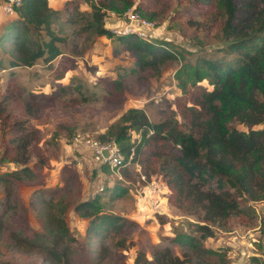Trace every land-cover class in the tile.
I'll list each match as a JSON object with an SVG mask.
<instances>
[{"label": "trees", "instance_id": "trees-1", "mask_svg": "<svg viewBox=\"0 0 264 264\" xmlns=\"http://www.w3.org/2000/svg\"><path fill=\"white\" fill-rule=\"evenodd\" d=\"M75 1L64 5L69 17L73 16L70 8ZM192 2L195 7H206V22L217 29L225 43L210 56L186 61L185 55L181 57V52L169 42H148L133 34L117 36L136 56L140 68H150L157 74L169 61L183 58L175 72L181 94L175 97L174 105L180 120L172 115L152 123L143 109L129 108L98 141L103 143L107 141L105 137H111L126 156L133 148L134 159L143 172L157 174L165 183L167 203L179 215L194 218L198 222L194 227L200 232L199 238L191 233L170 232L173 236H164L153 245L149 256L144 248L137 249L134 264H208L213 256L220 264L222 257L217 250L204 247L202 239L213 236V226L227 230L233 217L245 225L256 223L257 214L251 204L264 202V0ZM134 3L135 0L89 2L91 12L83 13V31L113 37L106 28L107 10L122 15ZM134 9L138 13L149 12L142 4ZM62 10L53 9L49 0H22L15 17L0 28V70L14 74L20 67L32 68L40 59L50 65L63 54L66 37L60 28H54ZM203 80L212 88L199 84ZM5 109L0 102V116H7L2 112ZM236 123L247 130L237 129ZM13 125L20 133L15 139V158L9 159L21 163L22 172L31 175L30 168L25 166L27 156L19 155L31 146L30 132L21 133L24 122L16 120ZM130 131H141L138 143L130 140ZM33 154L42 156L38 148ZM42 161L41 158L39 163ZM119 191L114 186L111 196L120 195ZM34 203H41L38 212L43 232L14 235L15 246L22 254H40V264H73L78 241L65 220V204L38 197ZM103 208L97 197L81 201L73 208L80 219L87 221L83 249L91 264L101 263L109 252L107 240L114 239L127 222ZM165 216L156 218L161 224L170 222ZM115 243L117 247H127L125 239ZM172 245L184 252L175 253Z\"/></svg>", "mask_w": 264, "mask_h": 264}, {"label": "rangeland", "instance_id": "rangeland-1", "mask_svg": "<svg viewBox=\"0 0 264 264\" xmlns=\"http://www.w3.org/2000/svg\"><path fill=\"white\" fill-rule=\"evenodd\" d=\"M93 1L97 0H76L74 7H69L73 10L72 17L65 13V8L62 10L54 28H60L66 37L62 44L64 53L52 64L47 65L40 59L32 68L20 67L14 74L0 70V102L6 106L2 112L7 115L0 116V261L41 263L40 254H22L13 238L16 234L22 237L43 232L38 212L41 203H34L37 197L52 202L61 200L65 204V220L78 241L73 264L92 263L83 249L87 221L80 219L73 208L81 201L96 197L103 204V210L127 220L123 230L114 239L107 240L109 252L100 264H134L137 249L144 248L149 256L153 245L176 231L200 236L194 227L198 222L179 215L168 203L165 214L170 220L168 223L139 216L133 188L138 175L136 165L144 172L138 161L134 159L130 169L120 172L101 171L102 167L99 171L89 148L74 145L76 136L102 139L108 127L116 124L129 108L143 109L152 123L172 115L180 120L174 105L175 97L181 94L175 72L184 62L183 58L169 61L158 74L150 68H140L136 56L118 41L116 34L108 38L83 31L86 23L83 13L91 12L89 2ZM49 2L53 7L58 4L54 0ZM2 4L0 0L5 24L16 14L6 15ZM138 4L147 8L151 16L143 14V10L139 13L151 17L154 23V29L148 31L149 42H169L181 52V57L185 55L186 61L210 56L225 44L217 29L210 28L206 22V7H195L192 0H135L129 9L135 11ZM118 19H105L106 28L111 32L112 28H121L122 18ZM59 75L63 77L58 80ZM199 84L212 88L206 80ZM16 120L24 122L21 133L30 132L31 146L19 155L27 156L25 166L30 168L31 175L22 172L21 163L9 159L15 158V139L20 133L13 125ZM235 126L241 131L247 130L242 124ZM129 136L132 142L138 143L141 131H130ZM105 139L113 142L111 137ZM35 147L42 156L33 154ZM41 158L43 161L39 163ZM114 186L121 193L112 197ZM251 205L257 214L256 223L245 225L233 217L227 230L213 226V236L202 239L204 247L217 250L222 257L220 264H264V202ZM123 239L126 249L115 243ZM172 247L177 254L184 252L177 245ZM253 257L258 260L252 261ZM216 260L213 256L208 264H217Z\"/></svg>", "mask_w": 264, "mask_h": 264}, {"label": "built area", "instance_id": "built-area-1", "mask_svg": "<svg viewBox=\"0 0 264 264\" xmlns=\"http://www.w3.org/2000/svg\"><path fill=\"white\" fill-rule=\"evenodd\" d=\"M21 2L22 0H3L2 10L8 16L14 15ZM106 17L115 20L122 18L121 28H112L114 35L133 34L149 42L147 37L150 34L148 31L154 29V23L142 17L140 13L128 8L122 15L107 11ZM123 17L126 18V21ZM74 145H83L89 148L90 155L98 165L99 171L100 167H102L101 171L103 167H106L111 172H120L124 168L130 169L132 166L131 162L134 161L133 150L126 156L120 151L115 142L102 143L87 135L82 137L76 136L74 138ZM104 151L107 153L106 156L103 154ZM136 170L138 171V175L133 188L135 191L134 196L137 198L139 216L149 219L156 218V215H165L167 207V187L165 183L156 174L147 176L145 173L140 172L138 165H136ZM98 191H102V188H99Z\"/></svg>", "mask_w": 264, "mask_h": 264}, {"label": "crops", "instance_id": "crops-1", "mask_svg": "<svg viewBox=\"0 0 264 264\" xmlns=\"http://www.w3.org/2000/svg\"><path fill=\"white\" fill-rule=\"evenodd\" d=\"M67 1H70V0H54V2H58L57 5H55V7H53L54 5H51L50 2V6L53 8V9H58V10H62L64 8V5ZM4 14L0 11V26H2L4 24ZM1 28V27H0ZM62 55V54H61ZM60 56V55H59ZM66 77V76H65ZM94 174V173H93ZM170 217V216H169ZM153 220V219H152ZM154 221V220H153Z\"/></svg>", "mask_w": 264, "mask_h": 264}, {"label": "water", "instance_id": "water-1", "mask_svg": "<svg viewBox=\"0 0 264 264\" xmlns=\"http://www.w3.org/2000/svg\"><path fill=\"white\" fill-rule=\"evenodd\" d=\"M103 154H104L105 156L107 155V153H106L105 151L103 152ZM2 264H7V263H2Z\"/></svg>", "mask_w": 264, "mask_h": 264}]
</instances>
